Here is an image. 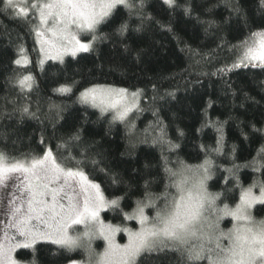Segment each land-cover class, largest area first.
Segmentation results:
<instances>
[{"label": "snow or ice", "instance_id": "snow-or-ice-1", "mask_svg": "<svg viewBox=\"0 0 264 264\" xmlns=\"http://www.w3.org/2000/svg\"><path fill=\"white\" fill-rule=\"evenodd\" d=\"M8 12L12 9L20 13L15 19H22L30 24L40 43V50L50 59L64 62V57L75 58L78 53L94 51V45L112 42L123 45L133 33L145 30L146 25L160 23L154 15L147 11L152 0H2ZM166 6L170 13L180 11L185 17L195 19L206 25L205 32L214 29L217 32L235 22L250 27L254 19L249 15L242 0H224L229 9V16L222 21L201 19L196 12L195 0H157ZM217 5L205 9L211 13ZM255 14L264 19V0H258ZM38 19V24L34 23ZM161 28L171 31V27L160 24ZM110 28V31H105ZM83 37V39H82ZM217 47L228 44L227 37L220 35ZM242 54L232 65L218 69L222 74L235 68L251 65L264 69V26L261 30L250 31L249 38L241 41ZM240 46L233 45V50ZM21 59L15 64L27 63L23 46L19 49ZM199 54V53H197ZM139 58V52H137ZM43 61H41V64ZM32 77H17L16 83L21 91L30 92ZM75 82H73L74 84ZM226 86L232 85L226 82ZM60 94L72 92V85H61L55 89ZM142 90L129 93L127 88H115L94 85L79 93L81 105L97 109L101 118L111 115L110 123L119 122L128 127L129 134L134 135L135 124L129 119L133 111H142L139 97ZM175 97V93H167ZM232 95L235 97L236 93ZM246 100L252 98L244 93ZM255 102V101H253ZM39 108L33 112L29 104L20 109L18 127L25 117L39 120ZM51 111V109H50ZM154 115H157L155 112ZM57 119L62 117L57 116ZM226 123V122H224ZM151 127V126H150ZM219 134L216 146L201 145L205 159L198 165H189L182 160L172 161L167 153L176 152L179 143L168 138L166 126L157 119L152 133L145 130L142 143L161 148L160 177L146 173L138 179L125 177L119 172H111L107 168L100 171L109 176L112 192L106 196L101 185L89 178L84 168L91 164L97 168L102 163L96 157L94 144H86L82 135L83 129L76 128L67 139L60 138L55 152L45 144V130L40 132L39 144L44 145L42 152L30 150L13 156L5 148H0V215L5 217L6 225L0 237V264H59L61 258L66 264H81L71 258L77 249L83 250L88 259L86 264H264V217L254 213L256 206L264 211V181H253L244 187L237 174L241 167H251L253 171L264 174V144L257 156L243 166L233 163L232 168L222 169L230 173L223 179L221 191H209L208 182L214 177L217 167L211 155H223L222 141L224 124L215 125ZM241 142H250L259 136L264 139V127L237 125ZM250 128V131L247 130ZM55 132V124H53ZM18 129L12 130L15 135ZM178 137L184 132L177 129ZM9 133L0 131V140L6 144ZM22 135H17L12 143H23ZM30 141L31 137H27ZM240 147L233 144L232 156ZM76 150V155H72ZM90 153H93L90 155ZM59 154V155H58ZM77 156L79 159H77ZM70 161L69 164L64 161ZM149 165L145 164V169ZM155 183L163 184V191H152ZM230 185V186H229ZM138 187L143 191L135 201L132 211L126 212L124 202L135 194ZM259 188V194L254 189ZM238 190V202L231 206L227 201L229 194ZM153 209V214H146V209ZM102 211H112L123 215L124 219L136 220L140 227L133 231L129 228L105 224L100 218ZM230 217L232 226L226 231L221 228V221ZM82 225L83 231L74 226ZM11 230V231H9ZM127 234V243L119 244L115 240L118 232ZM97 236L106 243L103 252L96 253L91 241ZM46 245L47 247H37ZM17 249L30 250V260L18 261L14 255Z\"/></svg>", "mask_w": 264, "mask_h": 264}, {"label": "trees", "instance_id": "trees-1", "mask_svg": "<svg viewBox=\"0 0 264 264\" xmlns=\"http://www.w3.org/2000/svg\"><path fill=\"white\" fill-rule=\"evenodd\" d=\"M242 3L254 19L250 27H244L233 18L231 26H225L220 32L211 29L206 33V25L185 17L180 11L170 13L166 6L152 0L147 11L160 23L153 22L146 25L143 32L133 33L126 41L128 52L124 51L123 45L104 42L94 45V51L65 58L63 63L48 60L42 64L36 35L30 31L31 25L13 18L20 14L12 9L0 11V131L9 133L6 144L0 140V148H5L13 156L30 150L42 152L44 145H40L39 140L40 132L44 129L45 144L55 152L61 137L67 139L74 129L82 128L84 142L95 145V152L100 153L96 158L102 161L99 167L93 168L89 163L84 170L108 196L113 190L110 178L100 168L137 179L149 172L155 177L163 175L161 148L151 145V135L149 143L141 142L146 129L152 133L157 119L166 126L168 138L180 144L176 152H165V155L172 161L179 159L189 165L204 161L205 153L201 151V145L216 146L219 134L215 125L219 122L224 124L223 155H211L217 167L208 186L211 192L221 191L223 179L230 176L222 169L232 168L233 163L243 166L257 156L264 144V139L259 136L250 142H241L237 127L241 122L245 125L254 123L257 128L264 127V69L248 65L226 74L218 71L225 66L230 67L236 59L239 47L233 50V45L241 46V41L249 38L250 31L261 30L264 26V19L255 14L258 0H242ZM195 5L194 15L198 14L201 19L222 21L229 16L224 0H195ZM212 5L217 6L211 13H206L205 9ZM3 8L0 0V9ZM160 24L171 27V31L161 28ZM220 35H225L229 42L224 47H217ZM21 46L27 63L22 61L21 65H17L15 60L21 59ZM24 75L32 77L30 92L26 89L21 91L16 83L17 77ZM226 82L232 87L228 88ZM65 84L72 85L71 93L55 91ZM94 85L127 88L130 92L142 90L139 104L142 111H134L129 116L135 124L134 135L129 134L126 125L110 123V114L101 118L97 109L79 103V93ZM170 92L175 93L174 98L167 95ZM233 92L236 93L235 97ZM244 93L252 99L246 100ZM26 103L33 112L39 108L40 119L25 117L18 127L19 109ZM58 114L62 119H57ZM178 128L183 130V137H178ZM13 129H18L15 135L11 134ZM247 130L250 131V128ZM17 135L25 139L23 143L14 145L12 141ZM27 137H31V140ZM233 144L240 146L234 159ZM72 155H76V150ZM64 163L71 166L72 162L65 160ZM145 164L149 165L148 169H145ZM237 174L244 187L256 180L264 181V174L259 170L253 171L251 167H241ZM138 183L142 185L143 181L138 179ZM142 191V187H138L135 194L124 202L126 212L132 211ZM152 191H163V184H153ZM238 194V190L234 195L230 193L226 202L234 206L238 202ZM260 207L257 205L254 213L264 217V211H259ZM147 212L152 215L153 209ZM102 218L115 225H136L134 220L128 221L123 215L112 211L102 212ZM16 258L27 262L31 258L30 250H18ZM71 258L84 259L85 253L77 249L71 253ZM59 264L66 262L61 258Z\"/></svg>", "mask_w": 264, "mask_h": 264}, {"label": "rangeland", "instance_id": "rangeland-1", "mask_svg": "<svg viewBox=\"0 0 264 264\" xmlns=\"http://www.w3.org/2000/svg\"><path fill=\"white\" fill-rule=\"evenodd\" d=\"M14 3L19 4V3H20V0H14ZM19 14H20V13H19ZM34 23L38 24V19H37L36 21H34ZM82 39H83V37H82ZM36 41H37L38 50H39V52H40L41 61L45 62V61H48V60H52V61L60 62L59 60H56V59H50V58L46 57V56L44 55V53H42L41 50H40L41 46H40V43L38 42V38H37V37H36ZM81 53H82V52H81ZM78 54H79V53H78ZM78 54H77V55H78ZM241 54H242V46L239 47L237 57H236V59H235L234 61H236V60L238 59V57H239ZM67 57H71V56H70V55H66L63 59H65V58H67ZM234 61H233V62H234ZM129 93H131V92L129 91ZM139 104H140V97H139ZM133 112H134V111H133ZM133 112H132V113H133ZM132 113H130V115H131ZM256 182H259V181L256 180ZM246 187H248V186H246ZM254 193L258 195V194H259V188L254 189ZM148 209H150V208H148ZM148 209L145 210V211H146V214H148L149 216H151V215L147 212ZM102 212H104V211H102ZM102 212L100 213V218H101V220L104 221V219L102 218ZM4 220H5V217H4L3 215H0V237H2V235H3V231H4L5 228H6V225H5V223H4ZM133 220H134V219H133ZM128 221H129V220H128ZM134 221L136 222V225H135V226H130V225H126V224H123V225H115V224H112V223H110V222H106V221H104V223H105V224H112V225H114V226H119L121 229H123V228H129V229H132L133 231H135V230H138V229H139L140 225H139V223H138L136 220H134ZM227 221H229V222H227ZM226 223H228L227 226H225ZM220 226H221L222 229H224V230L226 231L228 228H230V227L232 226V220H231V218H230V217H225V218L221 221ZM74 229L77 230V231H80V232H82V231L84 230L82 225L74 226ZM9 231H11V230H9ZM127 239H128L127 234H126L125 232H123V231L118 232V233L116 234V236H115V240H116V242L119 243V244H125V243H127ZM91 246H92V249H93L96 253H101V252H103L104 247L106 246V243H105V241H104V239H103L102 237L97 236L96 238H94V239L91 241ZM18 250H20V249H17L16 252H17ZM16 252L14 253L15 257H16ZM16 259H17V258H16ZM87 259H88V257H87V255L85 254V258H84V259H80V260H77V261H80L81 264H86ZM201 262H204L203 264H207V261H201Z\"/></svg>", "mask_w": 264, "mask_h": 264}]
</instances>
